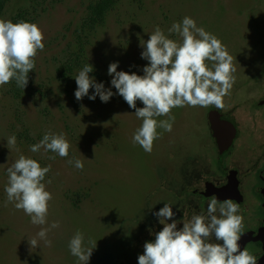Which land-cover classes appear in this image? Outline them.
Returning <instances> with one entry per match:
<instances>
[{
    "label": "rangeland",
    "instance_id": "374dc122",
    "mask_svg": "<svg viewBox=\"0 0 264 264\" xmlns=\"http://www.w3.org/2000/svg\"><path fill=\"white\" fill-rule=\"evenodd\" d=\"M97 1L10 0L0 14V19L12 21L24 12L25 19L42 30L45 45L34 58L25 89L14 86V81L0 86V264H79L68 249L78 230L84 235V246L93 248L88 262L93 264L102 247L113 245L126 225L132 226V215L139 214L149 183L189 160L195 151L193 144L197 149L203 144L205 119L210 110L217 109L214 106L172 109V131L157 129L160 136L151 153L132 142L142 120L111 88L108 66L118 62L117 71L142 76L148 61L140 58L141 45L157 26L169 39L180 42L181 37L168 29L188 16L197 27L214 34L233 57L236 69L229 96L235 91L247 95L249 87L251 91L255 88L253 79L263 75L264 0H116L103 25L81 30L87 6ZM79 45L83 65L94 69L89 76L113 91L109 102L102 103L98 96L76 100L75 78L82 67L74 68L67 85L57 78V67ZM206 63L211 67L212 62ZM224 103L225 110L238 108L225 97ZM136 106L143 104L137 101ZM259 112L264 121V105ZM46 132L65 134L70 144L68 157L45 153L43 148L36 153L29 150ZM11 135L16 136L15 148L6 144ZM21 154L51 168L44 183L52 200L43 226L33 225L22 210L7 203V168ZM77 159L82 160L83 170L68 163ZM54 221L60 227L48 232V247L36 234ZM32 238H37L38 247L29 245Z\"/></svg>",
    "mask_w": 264,
    "mask_h": 264
},
{
    "label": "clouds",
    "instance_id": "9594fccd",
    "mask_svg": "<svg viewBox=\"0 0 264 264\" xmlns=\"http://www.w3.org/2000/svg\"><path fill=\"white\" fill-rule=\"evenodd\" d=\"M168 32L178 34L181 41L169 39L159 26L148 35L146 42L143 41L140 58L148 61V65L143 67L142 76L117 71L118 62L108 66L111 88L142 120L132 134V142L146 153H151L153 142L160 136L158 128L172 131L175 121L170 115L172 109L185 106L224 109V97L230 94L235 83L233 57L214 34L197 27L195 20L188 16L174 22ZM43 40L42 30L35 23L0 19V86L15 79L17 87L26 88L28 74L35 67L34 58L45 47ZM206 61L212 62L211 67ZM93 71L88 63L79 71L74 96L77 101L85 96L95 100L98 96L102 103H107L114 93L89 76ZM90 89L94 90L92 95H89ZM137 101L142 102V108L136 106ZM165 116L168 119H157ZM6 144L15 148L16 136H9ZM41 148L45 153L64 158L69 155L70 144L64 133L46 132L39 143L29 146L33 153ZM48 158L55 159V156ZM68 163L83 170L82 160ZM50 170V165L41 167L23 154L7 168L8 182L4 189L7 203L22 210L33 225L47 224L52 195L46 190L44 180ZM208 201L206 215H192L180 229H177L178 221L174 219L171 205L165 203L159 211L153 212L162 230L154 233L153 242L144 243L137 264H257L256 256L247 248L239 250L238 241L243 234V216L238 214L240 205L232 199L219 202L215 196ZM168 220L172 222L167 223ZM59 227V221H54L46 228L41 227L36 236L50 247L47 234ZM213 236L222 244L210 242ZM28 243L33 248L38 247L37 238ZM68 249L79 264H88L93 253V248L84 246V235L79 230L69 240Z\"/></svg>",
    "mask_w": 264,
    "mask_h": 264
},
{
    "label": "flooded vegetation",
    "instance_id": "af4514ba",
    "mask_svg": "<svg viewBox=\"0 0 264 264\" xmlns=\"http://www.w3.org/2000/svg\"><path fill=\"white\" fill-rule=\"evenodd\" d=\"M253 81L255 88L251 91L249 87L247 95L235 91L225 97L238 108L209 111L217 112L222 122L233 127L229 142L226 138L230 127H220L224 131L217 134L221 141L218 143L206 118L203 144L198 149L193 144L195 151L189 160L149 183L139 214L132 215V226L126 225L124 232L113 239V245L102 247L93 264H137L144 243L153 242L154 233L162 230L153 212L165 203L171 205L180 229L192 215H206L208 198L212 196L219 202L232 199L240 205L243 234L239 250L247 248L256 256L257 264H264V121L259 112L264 105V70ZM210 242L222 244L214 236Z\"/></svg>",
    "mask_w": 264,
    "mask_h": 264
},
{
    "label": "trees",
    "instance_id": "16d2710c",
    "mask_svg": "<svg viewBox=\"0 0 264 264\" xmlns=\"http://www.w3.org/2000/svg\"><path fill=\"white\" fill-rule=\"evenodd\" d=\"M10 0H0V14L3 12L6 4ZM116 0H99L95 2L94 4H89L87 6V15L85 19L82 21L80 28L81 30L85 31H92L97 26H101L104 24L106 16L108 12L115 6ZM24 12H20L16 15H14L12 22L17 23L20 21L28 22L24 17ZM83 53L82 46H78V51L74 53L70 59L67 61H64L57 67V78L62 82L63 84L67 85L68 82L71 79V74L74 71L75 67H84L82 60H81V54ZM29 80V76H28ZM12 81L16 82L15 79ZM12 84L14 86H17L16 83Z\"/></svg>",
    "mask_w": 264,
    "mask_h": 264
},
{
    "label": "water",
    "instance_id": "95a60500",
    "mask_svg": "<svg viewBox=\"0 0 264 264\" xmlns=\"http://www.w3.org/2000/svg\"><path fill=\"white\" fill-rule=\"evenodd\" d=\"M206 118L211 128L212 134L218 143L221 141L218 139L217 134H222L224 131V130L223 131L220 130V127H225V129L227 127H230L229 130L227 131V138H226L227 139L226 142H229V139L232 138L233 136V132H234L233 127L230 126L227 122H222L217 112H209ZM231 127L233 130H231Z\"/></svg>",
    "mask_w": 264,
    "mask_h": 264
}]
</instances>
